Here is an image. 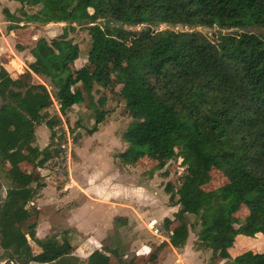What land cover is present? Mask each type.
Segmentation results:
<instances>
[{"label": "trees", "instance_id": "16d2710c", "mask_svg": "<svg viewBox=\"0 0 264 264\" xmlns=\"http://www.w3.org/2000/svg\"><path fill=\"white\" fill-rule=\"evenodd\" d=\"M10 1L20 8L3 9L12 23L8 30L20 23L66 26L31 49L28 73L49 80L54 93L45 84L13 77L0 63V177L7 182L0 200V249L6 264H111V259L135 264L118 246L95 250L80 261L70 241L58 235L35 239L40 249L35 252L28 230L20 226L37 215L31 203L44 187L41 179L33 186L31 168L45 167L61 151L56 129L62 118L49 112L54 102L66 118L74 105L87 101L95 113L96 126L87 131L92 135L107 116L104 91L113 78L120 80L121 115L132 120L120 135L126 147L116 158L135 167L140 159L155 157L159 163L150 174L179 158L186 166L179 187H165L179 207L171 245L184 248L193 232L195 249L212 252L209 264H264V252L230 254L237 236L264 234V35L249 30L264 29V0ZM160 25L165 28L153 29ZM76 27L91 38L86 87V70L71 67L81 56L69 37ZM197 28L219 34L210 38ZM94 93L100 94L98 100ZM43 124L50 141L40 149L36 129ZM214 170L228 182L207 191ZM162 175L168 176L167 170ZM242 206L249 213L239 219ZM185 214L196 217L199 230L184 223ZM128 224L125 217L114 219L116 229ZM171 224L165 219L167 229ZM165 246L149 259L154 261Z\"/></svg>", "mask_w": 264, "mask_h": 264}, {"label": "crops", "instance_id": "0c3cea01", "mask_svg": "<svg viewBox=\"0 0 264 264\" xmlns=\"http://www.w3.org/2000/svg\"><path fill=\"white\" fill-rule=\"evenodd\" d=\"M4 8H9L11 13H15L20 8V4L15 1L0 0V63L9 67L6 66L13 77H29L32 81H35V78L41 79L32 72L28 73L30 64L34 62L31 49L41 37L34 35L35 37L28 43L21 41L22 50H18L17 46L19 44L16 40L18 32L22 30L20 26L32 23L16 24L13 30H8V26L12 23L8 22L3 15ZM49 24L63 25L61 23ZM4 57L10 58L9 62H2L1 59H4ZM85 62L83 61V63ZM55 104L58 105L56 102ZM73 107V109L76 108V111L74 113L69 111L68 113L71 119L74 118L78 121L81 118L75 117L76 115L89 114L90 109L85 103ZM58 111L60 112V107ZM103 124L106 123L103 122L98 125L97 131L92 135H86V129H83V127L79 129L80 139L77 141L79 144L76 147H79L86 138H89L91 146L87 150L91 155L90 158H98V162H94L92 165H89V162L78 165L74 161V158L77 157L74 153V165L73 162L70 163L68 177L62 186L53 183L48 177L51 171L47 164L43 168L31 166V175L34 177L33 186L41 179L44 187L31 203V207L37 211V215L21 222L20 226L23 230H28L27 238L35 252L40 251L34 242L35 239L58 235L59 239L67 238L70 241L73 246V257L80 261H86L95 250L107 247L106 239L110 235H115L114 239L116 240L118 237L128 235L132 231L142 232L149 228L150 222L155 220L158 222L156 223L157 226L165 232L164 234L172 235L173 228L178 224L179 221L175 218V214L178 212L179 207L173 206L170 195L165 192V187L170 181L171 175H161L158 174V171L150 174V171L159 163L155 157L142 158L135 167L123 165L116 158V155H111L115 145L113 136H108L111 143H109L110 140L103 142L101 139L104 133L109 134L114 126L108 125L103 129ZM42 127L43 125H40L36 129L37 144L40 149L47 147L50 141V135L46 131L45 137L42 140L38 139V128ZM117 142L121 148L126 147L125 143H122L121 137L117 139ZM100 147H103V149ZM102 153L106 155L111 164L101 166L99 162H101L100 155ZM143 173L147 174L146 179L148 180L146 183L143 182ZM189 216L192 215L185 214L182 219L184 220ZM116 217H125L128 220V226L116 229L114 225ZM165 219L172 221L169 229L164 225ZM33 224H36L35 229L29 230ZM152 234L154 238L151 239V244H147L141 237L135 244L137 247L143 248V253L137 254L138 257H141L140 260H143V264H168L167 262L171 264H192L190 257L201 258L211 253V251H197L194 246L196 238H192V235L189 236L184 248L176 249L171 245L170 239L162 242L153 232ZM163 244H166V246L159 251L157 258L151 261L149 259L151 254ZM232 258H235V256H232ZM207 259L206 256L205 261ZM111 264L119 263L115 259H111ZM135 264H137L136 261Z\"/></svg>", "mask_w": 264, "mask_h": 264}, {"label": "rangeland", "instance_id": "374dc122", "mask_svg": "<svg viewBox=\"0 0 264 264\" xmlns=\"http://www.w3.org/2000/svg\"><path fill=\"white\" fill-rule=\"evenodd\" d=\"M29 12H32L33 10L28 9ZM100 24H103V22H101ZM23 26V27H22ZM64 26H66L65 24L63 25H52V24H41V25H32V24H24L21 25V29L20 32H18L17 35V40L16 42L19 44L21 41L23 42H29L31 41L36 35V36H40V37H45L47 39H53L57 36H59L60 34L63 33V29ZM139 27H130V29H138ZM165 26L164 25H160L158 27L154 26L153 29H164ZM175 31H182V30H189L188 28H182V27H177L174 28ZM196 30L202 32L203 34L208 35L210 38H214L217 37L219 32L217 29H202V28H197ZM251 32H254L258 35H264V29H259V28H251L249 29ZM225 32V31H224ZM75 43H77L80 46L81 49V56L80 58L77 60V63H73L71 65V67L73 68V70H79L84 68L86 70V73L84 75V87L87 86V79L90 76V73L87 72V67H88V53L90 51L91 48V38L90 35L88 34V31L85 30L84 28H79L76 27V31L72 32L69 36ZM20 40V41H19ZM9 54V53H8ZM10 58H5L1 59L2 62L7 61L9 62ZM83 61H86L85 63H83ZM7 65H5L6 67ZM84 66V67H81ZM7 68H9L7 66ZM26 80H31L29 77H25ZM34 82L37 83H41V84H47V86L51 89V91L54 93V90L51 88L50 82L49 80L46 79H39V78H35ZM82 83V84H83ZM120 80L117 78H113L107 86V90L104 91L106 97H107V103L105 108L108 109V113L107 116L105 117V121L103 124V129L108 127V125H113V129L111 130V132H109V134L107 132L104 133V136L101 138L103 140V142H106V140H110L109 143H111V139H109L108 136H113V139L115 140V145L114 148L112 149V153L111 155L115 156L117 154H119V152H122L124 150L125 147L121 148L119 143L117 142V139H119L121 136V134L127 129V127L130 125V123L132 122L131 119L123 117L121 115V112L123 110V104L118 102V100L116 99L117 97V92L120 88ZM96 89V86H95ZM94 98L96 100H98V98L100 97V94H96L94 93ZM85 104L88 105L87 101L84 102ZM58 105L55 104L53 107L49 110V112L51 113V115H58L62 118V125H60V127H58L56 129L57 131V138L59 139L58 141L60 142L61 146H65V148L68 149V143L71 142V149H72V160L70 161V163L73 162V157H74V153L77 155L76 158H74L75 163L82 164V163H87L89 162V165H92L94 162H98V158L97 159H92L90 158V153L87 150L89 148V146H91V142L89 141V138H86L85 141L83 142V144H81L79 147H76L79 142L75 143V138L77 135H79V129L81 127H83V129H86L85 134H87V131L90 128H94L96 126L95 123V113L93 110L89 111V114H83L81 113L80 116L76 115L75 117L77 118H81L80 120L76 121V119H71V117L68 116L62 117L60 112L58 111L57 107ZM0 107H4L3 105V101L0 99ZM74 108V107H73ZM71 109L70 112L74 113L76 111L75 109ZM111 122V123H109ZM83 126H82V124ZM106 125V126H105ZM78 126V127H77ZM89 128V129H87ZM48 135L49 131L46 128V126L43 124L42 128H38V139L42 140V138L45 137L46 132ZM50 138V137H49ZM70 138V141L68 140ZM100 142V141H99ZM122 143H124L122 141ZM114 144V143H113ZM38 145V144H37ZM95 146V145H94ZM101 149H103V147H100ZM61 151L59 154V156H57L56 158H54L52 161H50L49 163H47V165L49 166V170L51 171L50 176H48L51 181L53 183H57L58 186H62V184H64L66 182V179L68 177V170L67 167H65L64 165H61V158H62V154H64V149H62V147L60 148ZM81 150V151H80ZM59 157V158H58ZM100 160L101 162H99L101 164V166H105V165H109L111 164L109 159L106 158V155H100ZM113 161V160H112ZM74 165V162H73ZM30 167V166H29ZM48 170V168L46 169V171ZM165 170H167L168 172V176L171 175L170 177V181H168V183H171V185L174 186V188H178L179 185L181 184V181L183 179V177L186 175L187 171H186V166L182 163V159H176V160H172L170 161L167 165H165L164 167L160 168L158 171V174H163L161 172H165ZM138 176V175H137ZM143 182L146 183L148 179H146L147 174L143 173ZM228 182L227 178L218 170H214L212 171V180L211 182L205 186V189L207 191L210 190H214L217 189L223 185H225ZM167 183V184H168ZM6 188H7V182L5 181V179L0 177V200L2 198H4L5 194H6ZM159 198V197H158ZM248 209L245 206L241 207V210L236 214V217L239 219L245 218L248 216ZM184 223H186L188 226L193 225L196 230L200 229V226L196 223V217L195 216H189L186 217L184 220ZM155 223H158L156 220L154 221ZM192 233V234H191ZM190 235H192L191 237H195L196 238V233L194 234L193 232H191ZM139 235V236H138ZM115 235H110L107 239H106V244L107 247L110 248L112 247H120L122 249H124L127 253V260L130 259H134L136 261L137 264H143V260H140L141 257H138L137 254H141L143 253V248L141 247H137V245H135L137 243V240L140 239L139 237H141V239L145 242H147V244H151V239L153 240V234L151 232V230L149 228H146L145 231H132L130 234L128 235H123L122 237H118V239H114ZM155 248V247H154ZM247 251H252V252H264V234H257L255 237H246L243 235H239L236 237V242L233 248H231V254L232 256H238L244 252ZM212 254V252L210 253V255ZM210 255H206L208 257L207 261H205L206 256L204 257H190V262L192 264H209V262L211 261V256ZM7 261L6 259L3 257V251L0 249V264H6ZM168 264H171L170 262H167ZM215 264H221L220 261H217Z\"/></svg>", "mask_w": 264, "mask_h": 264}, {"label": "built area", "instance_id": "2783aa9c", "mask_svg": "<svg viewBox=\"0 0 264 264\" xmlns=\"http://www.w3.org/2000/svg\"><path fill=\"white\" fill-rule=\"evenodd\" d=\"M70 141V138L68 139ZM68 149L65 148V146H61L62 149H64V154H62V158H61V165H64L65 167H67V170L69 169L70 166V161L72 158V149H71V142L68 143ZM59 158V157H58ZM149 228L150 230L155 234V236L159 237L161 239L162 242L167 241V239H170L171 235L169 234H164L165 232H163V230L157 226L156 223L154 222H150L149 223Z\"/></svg>", "mask_w": 264, "mask_h": 264}]
</instances>
